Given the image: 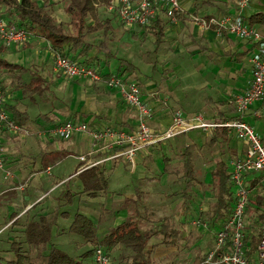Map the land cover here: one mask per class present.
<instances>
[{
  "label": "rangeland",
  "instance_id": "374dc122",
  "mask_svg": "<svg viewBox=\"0 0 264 264\" xmlns=\"http://www.w3.org/2000/svg\"><path fill=\"white\" fill-rule=\"evenodd\" d=\"M38 1L57 21H66L65 27L67 32H76V26L74 22H71V14L67 9V0ZM238 2L239 0H229L227 3L221 0H211V3H215L218 6H238ZM211 3L207 2V0H198L195 6H204L202 9L204 11L206 9H211L207 7L210 6ZM97 7L99 19L104 20L110 17L112 20V28L107 34L104 33L103 28L96 30L84 29L86 40L95 45H98L107 36L109 47L100 53V59L102 60H98L97 64L100 66L104 65V68H109L113 71H117L120 66H122L120 65L122 58L135 64L133 70L127 69L124 73L141 83L143 95L144 97L145 95L148 96L147 101L152 105L156 114L162 110L163 113L162 115H158V120L153 123L150 122L151 125L153 124L158 127V130H162L164 128L163 124L170 118L169 105L171 103L173 104L176 98L181 102L184 101L186 104H190V108L187 109L194 112L204 110L202 106L206 104H209L208 110L211 111L214 106H223L221 102H226L227 99L233 96L234 93H232L227 78L214 77L212 79V71H210V69L208 70L207 66L199 71L197 66L202 63L206 65L207 63L205 54L202 52H195L190 56L189 53L182 58L178 57V53H174L172 56V54L169 53L171 47L169 48L166 41L157 45L154 33L149 27L141 24H128L122 21L115 11L106 9L103 6ZM5 8L6 7L0 6V13L5 12ZM261 9L264 10V0H250L249 5L244 8L245 11L250 12ZM158 14L161 15V13ZM6 16L9 17V15ZM163 18L171 21L166 13L163 14ZM93 22L92 20V23ZM185 40H189V38L186 37ZM28 44L31 45L22 48L18 47L16 49L12 47L4 54L10 60L19 62L28 67V72L25 74L26 79H29L33 72L42 74L47 79L48 87L43 95L37 94L31 98L26 96L21 97L23 103L30 105L29 110L31 113H36L35 111H44L55 116L58 114L57 117L65 119L72 117L71 111L79 110L82 106H84L85 109L90 108L91 110H99L100 107V109H102L99 115L100 120H94L101 125L103 124L102 122L106 121L109 123L121 124L123 119L121 117V112L124 111L123 113L126 112V114L133 112L132 108H130L131 106L127 105L122 98H115L113 102L103 101V98L106 97L107 94V92L101 88L103 84L90 82L83 77H66L62 73L56 72L54 69L55 51L52 42L49 41L47 36L34 32V34L30 36ZM95 49L96 48H94V50ZM208 55L211 64L221 63V67L229 69V71L233 65L235 67L238 65L228 57H220L216 54ZM105 62H109V64ZM174 63L182 64L183 68H181V71H177L176 68L173 67ZM206 79H211L213 83L210 87L212 93L207 96L202 92L209 91V86L203 87L205 90L199 92ZM241 86L242 83L236 78V82L232 86L233 89L237 90ZM152 88L159 91L158 97L155 99L152 95ZM114 90L116 91V89ZM13 91V95L18 94V91ZM162 95H164V97H162ZM209 96L213 98L212 101L208 100ZM159 99L162 101L156 103ZM164 101H167V104H165ZM260 102H262V99L254 102L251 108L260 106ZM173 106L178 108L176 110L183 111L178 104H174ZM115 107L117 110H115ZM261 108L259 117L248 113L245 115V119L254 126L258 133L260 132V136L264 135V106H261ZM103 119L104 121H102ZM208 136L209 134L204 129L195 128L180 133L177 136L170 137V139L167 138L153 143L150 146L148 145V147H144L137 153L135 158L137 163L135 164L136 166L133 162L130 163L125 156L117 161L101 162L106 166L107 174L110 179L109 192L115 193L114 201L109 204V208L105 205L107 204L106 194L97 197L87 196L89 197L88 199L86 197L80 198L81 195H78L75 197L73 203H67L65 198L66 189L70 188L74 191L79 189V185L75 183L77 180L75 181L72 178L69 179V177L80 166L81 161L78 158V154L83 150L73 145L72 151L66 149L67 153L61 149L50 153L47 159L51 162L53 173L59 175V177H65V180H69L65 183L63 182L64 184H59L65 180L64 178H56L57 180L62 179L57 183L59 185L56 187L51 186L53 185L52 182L47 184L45 189H49V191L44 194L45 197L41 202L48 204L49 210L54 209L56 204L60 203L62 209H67L71 213L68 217H60L58 224L54 226L53 241L55 244L65 249L70 254L80 257V254L90 248L92 244L78 234L69 231L73 213L78 209L90 213L97 223L98 236L102 237L114 225L117 218L118 222H120V220L128 215L129 210H132L134 207L132 203L125 205L126 201L124 200V196L118 197V193L123 192V194H127L129 192L132 196L136 197V187L139 186L144 190L143 192H145L143 196L144 202L155 210V215L153 214V216L157 218L163 214L172 215V218L177 221V225H180L183 232L187 235L177 246L160 243L157 250L154 251L155 258L162 261H176L180 264H202L203 255L207 254L215 243L213 227L208 221H203L202 219L201 222L207 223L208 225L206 227L197 225L195 220L204 216L202 212L208 207L213 198L211 182L215 161L220 157L229 160L234 157V154H232L230 150L231 141H219V143L210 145ZM69 139L70 138H61L59 140L61 141L60 144L67 147L66 144H68ZM20 141H22V139H20ZM27 142L26 140L23 142V145H26L25 152L27 154L29 153L30 156L38 154L39 145L41 144L40 140L33 139ZM184 143L191 144L193 160L198 168L197 176L202 181V185L196 186V195L193 199V208L191 212L181 215L179 213V207L182 202V197L179 194L171 196L170 192L184 186V183L178 179V174L176 172V170L179 169L178 156ZM68 147L71 148L72 146ZM44 150L45 149L42 151ZM163 153L171 158L170 172H162V170H164L162 167ZM103 154L104 153H101L100 155ZM39 158L40 156H38L37 159ZM131 168H136V170L133 171ZM4 173V171L0 170V177L5 176ZM141 175L148 178L140 182L139 179ZM153 176L155 177L153 178ZM8 185L9 184L6 182L5 186ZM1 190L2 189H0V191ZM1 195L3 194H0V196ZM32 196H34L33 192ZM112 198L113 196H111V200ZM119 210L120 214L117 217V212ZM5 234H7L6 231L3 232L0 237ZM20 239L22 238L20 237ZM160 240L161 237H153L149 241V244L159 242ZM1 244L5 245L6 242H2ZM130 253L131 249L122 245H117L111 251L115 264H129L130 261L127 259V255ZM0 254L5 260L8 259L7 257L13 258L15 256L12 250L11 252L1 251ZM84 262L85 264H95L91 257L85 258Z\"/></svg>",
  "mask_w": 264,
  "mask_h": 264
},
{
  "label": "trees",
  "instance_id": "16d2710c",
  "mask_svg": "<svg viewBox=\"0 0 264 264\" xmlns=\"http://www.w3.org/2000/svg\"><path fill=\"white\" fill-rule=\"evenodd\" d=\"M111 1L67 0V9L71 14V22H74L76 26V32L73 33L66 31V21H57L38 0H0V6L6 7L5 12L0 13V17H6L11 22L25 26L32 31V34L37 32L47 36L56 50L71 56L75 60L86 63H98V60H102L100 59V53L109 47L107 36L98 45H95L86 40L84 29L96 30L103 28L104 33L107 34L109 32L112 28V20L110 17L104 20L99 19L97 6L107 5ZM207 2L211 3V0H207ZM6 15H9V17ZM181 15L182 13L179 14V16ZM92 20L94 21L93 23ZM247 20L253 25H264V10L247 14ZM172 23V21L165 20L160 14H156L151 18L150 23L143 24V26L151 29L156 43L160 44L164 39L166 27ZM28 40H25L21 45L9 44L0 36V86L4 93L2 105L8 109L17 122L24 125L29 119V113L25 109L20 108L16 101H9L7 86L11 85L13 89H20L24 96L31 98L37 94L41 95L44 93L48 87L47 79L42 74L33 72L30 79L26 80L25 74L28 72V67L10 60L4 53L12 47L16 49L30 46L31 44H28ZM94 48L96 49L94 50ZM247 53L248 50L233 52L232 57L239 59L240 56L247 55ZM105 63L109 64V62ZM120 65L122 66L116 72L124 73L127 69L133 70L135 68V64L125 58L121 59ZM140 86L142 87L141 83ZM86 115L84 114V117ZM43 116L55 123L62 120L60 117H51L47 113H44ZM208 134L210 145L219 143V141L230 142L232 137L225 126L217 127L212 133ZM57 139L60 140L61 138ZM60 149L67 153L64 147L45 153L49 155ZM232 154L237 156L236 152ZM48 157L45 158L44 165L50 164ZM178 157L179 169L176 172L178 179L184 183V186L178 190L171 191L170 195H181L182 202L179 207V213L185 215L191 212L193 199L196 195V186H201L202 181L197 176L198 168L193 160L191 144L184 143ZM170 159L167 154L163 153V173L170 172ZM128 161L132 163L130 160ZM77 176L80 180L79 189L77 191L70 188L66 189L65 198L67 203H73L78 195L97 197L110 191V179L107 174V168L102 163L84 168L78 172ZM147 178L145 177V179ZM232 189L233 181L229 168V159L220 157L215 161L212 170L211 190L213 198L208 207L203 210L202 214L204 216H201V219L208 221L213 228L224 224L231 215L233 204ZM143 191L138 188L136 197L125 198V205L132 203L134 207L129 210L125 219L113 225L102 237L98 236L97 223L88 213L80 209L73 213L69 231L78 234L92 244L90 248L80 254V257L70 254L53 241L54 226L58 224L60 217L70 216L69 210L62 209V206L58 203L52 210L48 209L31 214L25 222L24 237L13 241L15 256L8 259L6 264H85L84 259L93 257L98 245L107 246L110 253L117 245L130 248L131 253L127 255V259L130 261L129 264H180L176 261H162L155 258L154 249L158 244L177 246L187 235L183 232L181 226L177 225V221L172 218V215L163 214L157 218L153 216L155 210L144 202L143 196L145 192ZM246 213L248 215L246 253L248 258L253 260L261 241L264 222V192L261 187H257L250 194ZM15 222H19V220L17 219ZM153 237H161V240L150 245L149 241ZM23 242H27L28 245L24 246ZM227 244H229V240ZM207 254L203 255V257L205 258ZM112 264H115L113 258Z\"/></svg>",
  "mask_w": 264,
  "mask_h": 264
},
{
  "label": "built area",
  "instance_id": "2783aa9c",
  "mask_svg": "<svg viewBox=\"0 0 264 264\" xmlns=\"http://www.w3.org/2000/svg\"><path fill=\"white\" fill-rule=\"evenodd\" d=\"M250 0H239L238 11L221 14L190 13L192 22L203 27L213 28L219 34H229L240 39L253 42L255 48L251 55L252 79L243 91L233 97L235 114L231 116L207 117L198 112L186 115L176 110L171 123L162 130L155 129L150 124L154 115L152 105L145 99L140 83L128 74L107 71L97 63L80 62L54 48V69L69 77H84L94 82H105L116 89L122 99L138 112V122L135 127L128 128L120 124L108 123L95 126L81 118H66L52 123L39 132L55 138L68 139L76 134L87 133L93 140L92 146L79 153L82 169L106 161H117L125 156L136 164L137 153L144 147L158 141L195 128L215 130L225 126L228 133L244 142L243 153L229 160V168L233 181L232 212L227 221L213 228L214 246L208 251L202 264H264V222L261 241L253 260L247 256L248 220L246 206L250 194L261 187L264 192V140L250 124L245 115L252 104L263 98L264 94V32L257 25L247 20L243 12ZM106 9L115 11L120 19L128 24H147L158 13H166L171 21L176 22L180 13L185 11L181 0H112L104 5ZM32 35L25 26L11 22L6 17H0V36L9 44L21 45ZM4 93L0 86V168L6 169L2 135L5 131L17 134L34 133L27 125L21 124L12 117L2 103ZM104 153L103 155H100ZM52 167L48 166V170ZM7 170V169H6ZM11 173L10 170H7ZM24 183L20 186L24 187ZM201 218L195 220L197 225L207 226ZM204 228V227H202ZM229 240V244H227ZM95 264H112L110 250L105 245H98L93 256Z\"/></svg>",
  "mask_w": 264,
  "mask_h": 264
},
{
  "label": "crops",
  "instance_id": "0c3cea01",
  "mask_svg": "<svg viewBox=\"0 0 264 264\" xmlns=\"http://www.w3.org/2000/svg\"><path fill=\"white\" fill-rule=\"evenodd\" d=\"M183 7L186 12H184L180 18L173 22L172 24H169L166 27L165 36L162 42L166 41L169 48V53L173 54L178 53V57H185L186 55L189 56L195 52H202L205 54V59L207 61L206 65L204 63L197 66L199 68V71H201L203 68L207 66L208 70L210 69L211 72V78L214 77L217 78H227V82L231 86L233 96L230 99H227L226 102H221L222 105L214 106V108L209 111V104H206L203 107L204 110L200 111H189L190 104H186L184 101H179L178 98H176L175 102L173 104L170 101V118H168V121L163 124V127L166 128L172 121V115L176 111V107H174V104H178L183 110L186 115H192L194 113L201 112L205 114L207 117L213 118V117H221V116H231L235 114V105L233 100V97L236 93L243 91L247 86L249 85L251 79H252V64H251V55L255 48L253 42L246 40V39H240L236 38L235 36L229 35V34H219L215 29L213 28H203L194 22H192L190 13L197 12L201 14H221L226 12H236L238 11V6L232 5V6H218L215 3H211L210 6H207L211 9L202 10L204 6H195L198 2V0H181ZM213 1H219V0H213ZM224 2H228L229 0H221ZM194 5V6H193ZM263 10V9H261ZM245 14L251 13L250 11L243 10ZM163 12H161V16L163 17ZM259 29L264 32V25H257ZM189 38V40H185V38ZM161 42V43H162ZM160 43V44H161ZM159 45V44H157ZM203 50V51H202ZM247 55L240 56L239 59H234L232 57L233 52H242L247 51ZM208 54H216L220 57H228L231 61H233L235 64H238L236 67L233 65L231 67V72L229 69H225L221 67L220 64H211L210 58H208ZM209 64V65H208ZM211 65V66H210ZM184 66V65H183ZM104 67V65H103ZM176 70L181 71L182 64L181 63H174V66ZM211 67V68H210ZM107 71H113L109 68H104ZM58 72L57 70H55ZM198 71V70H197ZM61 73V72H59ZM64 75V74H63ZM66 76V75H64ZM69 77V76H66ZM73 78H79V77H73ZM84 78V77H83ZM236 78L240 80L242 83V86L239 87V89L235 90L233 89V85L236 82ZM30 79V78H29ZM26 79V80H29ZM88 79V78H86ZM90 82V79H88ZM98 84H103L101 88H103L107 94L106 97L103 98V101L105 102H113L115 98H122L120 94L114 90V88L109 87L105 82H97ZM212 80L206 79V81L203 82L202 89L199 92H202V90H205L203 87L209 86V91L211 90ZM236 88V85H235ZM153 89V88H152ZM7 90L9 92V101L11 102H17L19 107L22 109H25L29 113V119L27 120L26 124L31 130H33L34 133L31 134H17L13 133L11 131H5V133L2 135V141L4 144V159H5V166L7 170H10L11 173H8L6 169L0 168V170L4 171L3 177H0V194H3L0 196V235L6 231L7 234L0 237V253L1 251L4 252H11V250L14 253V244L13 241L19 240L20 237H24V226L27 219L30 217L33 213H39L42 211L48 210V204H44L41 202L42 199L45 197V193L49 191V189H45L47 184H50L52 182V187H56L59 184H64L65 182L62 181L59 184H57L62 179H56V178H64L65 177H59V175L53 173V168L48 170V166H51V164L44 165L45 158L48 157L45 152L55 150L58 148H66L69 150H73V145L77 148H80L82 152L87 151L93 143L92 138L84 132L76 134L74 137L69 139V142L66 146H63L61 141L59 139L50 136L49 134L40 133L39 131L45 127H49L52 125V121H49L46 119L43 114L47 113L51 117L59 118L49 112L44 111H35L36 113H31L29 110L30 105H26L22 102L21 97H24L22 91L20 89H13L11 85L7 86ZM18 91V94H12V91ZM204 91L202 92L205 96L212 93V91ZM14 92V91H13ZM21 92V94H20ZM158 90H152V95L154 96V99L158 97ZM145 94V92H144ZM40 95V94H39ZM43 95V94H41ZM146 100H148V96L145 95ZM164 97V95H162ZM114 99V100H113ZM262 99V102H260V106H255V108H250V110L247 112L248 114L254 115L256 117L260 116L261 112V106H264V97L260 98L256 101H260ZM208 100L212 101L213 98L211 96L208 97ZM162 101L159 99L156 101V103H160ZM255 101V102H256ZM125 102V101H124ZM165 104H167V101H164ZM25 104V105H24ZM127 104V103H126ZM186 107H185V105ZM128 105V104H127ZM188 105V106H187ZM184 107V108H183ZM132 108L133 112H129V114H126L121 112V117L123 118L120 123H112L111 124H120L126 127H135L138 122V112L134 107ZM160 109V108H158ZM80 110V111H79ZM79 110L71 111V116L73 118H81L84 120H87L91 122L95 126H103L108 124L109 122H102L103 124L99 125L97 122L95 123V120H100V113L101 110L99 107V110H91L90 108L85 109L84 106L80 107ZM115 110L116 107H115ZM156 110V108H155ZM56 111V110H55ZM162 110L159 113H155L153 117L151 118L150 122L153 123L154 121L158 120V115H162ZM253 113V114H252ZM84 114L86 115L84 117ZM61 118V117H60ZM71 118V117H69ZM62 119V118H61ZM66 119V118H65ZM104 121V119L102 120ZM125 124V125H124ZM132 125V126H131ZM152 127L155 129H159L158 127L154 126L152 124ZM192 130V129H191ZM207 133H212L214 130H205ZM260 133V132H259ZM261 137L264 140V135H261ZM22 139V141H20ZM40 140V147L38 154H33L31 156L29 153L27 154L25 152L26 145H23L24 141H32V140ZM72 139V140H71ZM235 137H231V147L230 150L231 153L236 152L237 156L243 153V150L245 148L244 142L240 139H236ZM27 142V143H28ZM22 144V147H21ZM44 146V147H43ZM68 146H72L69 148ZM150 146V145H149ZM43 147V148H42ZM148 147V146H146ZM45 149L44 151H42ZM143 149V148H142ZM17 154V155H15ZM16 156V157H15ZM38 156H40L39 159ZM127 159V158H126ZM128 160V159H127ZM51 163V162H50ZM137 164V163H136ZM81 165V162H80ZM45 166V167H44ZM136 166V165H135ZM43 167V168H40ZM15 168V169H14ZM79 167L73 172H77ZM83 170V169H82ZM131 170L135 171L136 168H131ZM72 173V174H73ZM71 174V175H72ZM78 174V173H77ZM70 175V176H71ZM69 177V176H68ZM67 177V178H68ZM139 179L140 182L145 180V177L143 175L140 176ZM66 178V179H67ZM162 178V176H161ZM71 179V178H70ZM72 179H74L78 185L80 183V180L77 175L73 176ZM68 181V180H67ZM8 183V186H5V183ZM64 182V183H63ZM24 183V187H21L20 185ZM57 184V185H56ZM141 189L139 186L136 187L137 189ZM51 190V189H50ZM113 191V190H112ZM32 192L34 193V196H32ZM110 193V192H109ZM107 193V204L106 207L109 208L110 205L114 200L115 193ZM122 193V194H121ZM118 193V197H123L124 200L126 197H134L129 192L127 194H123V192ZM137 195V194H136ZM47 196V195H46ZM111 196H113L111 200ZM86 197L87 195H81L80 198ZM122 199V198H121ZM123 200V201H124ZM58 204V203H57ZM56 204V205H57ZM88 213V212H86ZM90 215V213H88ZM120 214V210L117 212V217ZM91 216V215H90ZM92 217V216H91ZM116 217V218H117ZM26 218V219H24ZM126 218V217H125ZM123 218V219H125ZM19 220V222H15V220ZM60 219V218H59ZM122 219V220H123ZM121 221V220H120ZM118 223V218L115 221L114 225ZM8 231V232H7ZM2 242H6L5 245H2ZM24 246H27V242H23ZM151 245V244H150ZM158 244L154 251L157 250ZM10 259L9 257H7ZM12 258V257H11ZM93 259V257H91ZM7 259V260H8ZM3 256L0 254V264H6V261ZM94 260V259H93Z\"/></svg>",
  "mask_w": 264,
  "mask_h": 264
}]
</instances>
